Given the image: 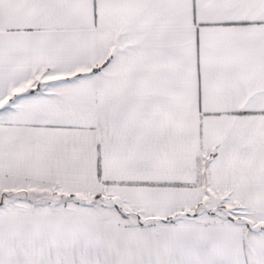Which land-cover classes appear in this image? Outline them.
Instances as JSON below:
<instances>
[{"label":"snow or ice","instance_id":"obj_1","mask_svg":"<svg viewBox=\"0 0 264 264\" xmlns=\"http://www.w3.org/2000/svg\"><path fill=\"white\" fill-rule=\"evenodd\" d=\"M0 264H264V0H0Z\"/></svg>","mask_w":264,"mask_h":264}]
</instances>
